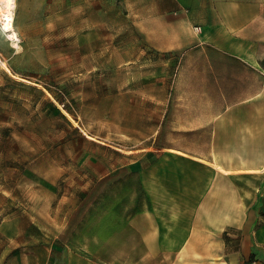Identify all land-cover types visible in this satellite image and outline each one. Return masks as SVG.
Masks as SVG:
<instances>
[{"label": "rangeland", "instance_id": "obj_1", "mask_svg": "<svg viewBox=\"0 0 264 264\" xmlns=\"http://www.w3.org/2000/svg\"><path fill=\"white\" fill-rule=\"evenodd\" d=\"M166 2L15 0L19 47L0 33V264H68L69 247L117 242L112 184L126 190L128 165L157 150L184 57L166 49L167 29L183 30Z\"/></svg>", "mask_w": 264, "mask_h": 264}, {"label": "crops", "instance_id": "obj_2", "mask_svg": "<svg viewBox=\"0 0 264 264\" xmlns=\"http://www.w3.org/2000/svg\"><path fill=\"white\" fill-rule=\"evenodd\" d=\"M163 5L183 25L166 49L184 57L160 98V143L128 165L126 190L112 184L117 242L69 247L67 262L264 264V0Z\"/></svg>", "mask_w": 264, "mask_h": 264}, {"label": "bare ground", "instance_id": "obj_3", "mask_svg": "<svg viewBox=\"0 0 264 264\" xmlns=\"http://www.w3.org/2000/svg\"><path fill=\"white\" fill-rule=\"evenodd\" d=\"M15 0H0V26L6 31L12 44L18 47V34L14 27Z\"/></svg>", "mask_w": 264, "mask_h": 264}, {"label": "trees", "instance_id": "obj_4", "mask_svg": "<svg viewBox=\"0 0 264 264\" xmlns=\"http://www.w3.org/2000/svg\"><path fill=\"white\" fill-rule=\"evenodd\" d=\"M54 97H55V99H57V100H59L61 103H63V101L60 100V99L58 98V96L54 95ZM63 106L65 107V109H67L66 106L64 105V103H63Z\"/></svg>", "mask_w": 264, "mask_h": 264}, {"label": "built area", "instance_id": "obj_5", "mask_svg": "<svg viewBox=\"0 0 264 264\" xmlns=\"http://www.w3.org/2000/svg\"><path fill=\"white\" fill-rule=\"evenodd\" d=\"M194 29H198V26H195Z\"/></svg>", "mask_w": 264, "mask_h": 264}]
</instances>
